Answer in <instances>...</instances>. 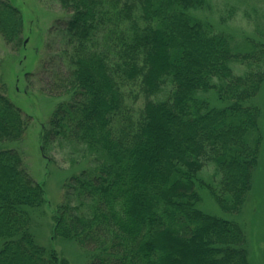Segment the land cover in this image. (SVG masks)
<instances>
[{
  "label": "trees",
  "instance_id": "obj_1",
  "mask_svg": "<svg viewBox=\"0 0 264 264\" xmlns=\"http://www.w3.org/2000/svg\"><path fill=\"white\" fill-rule=\"evenodd\" d=\"M59 1L70 15L55 24L44 89L67 97L42 148L90 159L64 183L54 235L87 248V264H250L242 225L201 209L199 186L229 213L253 186L264 137L248 101L264 82V39L196 14L211 0ZM0 33L24 48L23 13L10 0H0ZM211 90L223 105L200 95ZM29 119L0 90V141L21 139ZM45 202L21 152L0 148V264H69L31 231L30 208Z\"/></svg>",
  "mask_w": 264,
  "mask_h": 264
},
{
  "label": "rangeland",
  "instance_id": "obj_2",
  "mask_svg": "<svg viewBox=\"0 0 264 264\" xmlns=\"http://www.w3.org/2000/svg\"><path fill=\"white\" fill-rule=\"evenodd\" d=\"M18 6L24 17V48L14 50L0 33V90L18 105L30 119L21 139L0 141V148L14 147L24 159L32 177L44 184L46 202L40 207H29L32 217L31 231L37 242L48 249H56L69 264H87L89 250L74 239L54 235V215L64 198V183L71 175L89 164L90 158L71 153L70 148L56 145L43 152V130L58 103L67 96H57L44 89L50 77L43 70L59 46L60 34L55 28L58 19L69 17L59 0H10ZM212 9H199L196 14L210 20L218 30L232 33L237 38L264 37L258 32L257 20L264 28V0H211ZM233 7V8H232ZM230 16L222 19L223 14ZM246 10L250 13L248 15ZM259 18V19H258ZM235 66V64L233 65ZM236 69V68H235ZM237 72H239L236 69ZM47 73V74H46ZM211 90L200 95L215 105H223ZM259 107V125L264 137V82L258 94L248 101ZM143 104L141 97L137 105ZM213 172L208 166L205 174ZM202 199L199 207L206 212L239 222L246 234V247L250 264H264V138L258 163L254 169L253 186L242 209L237 213L224 212L211 192L199 186ZM3 239H0V245Z\"/></svg>",
  "mask_w": 264,
  "mask_h": 264
}]
</instances>
